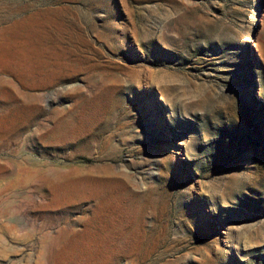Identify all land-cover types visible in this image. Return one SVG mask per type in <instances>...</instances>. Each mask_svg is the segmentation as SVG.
Returning <instances> with one entry per match:
<instances>
[{
	"label": "rangeland",
	"instance_id": "1",
	"mask_svg": "<svg viewBox=\"0 0 264 264\" xmlns=\"http://www.w3.org/2000/svg\"><path fill=\"white\" fill-rule=\"evenodd\" d=\"M264 0H0V264H264Z\"/></svg>",
	"mask_w": 264,
	"mask_h": 264
},
{
	"label": "water",
	"instance_id": "2",
	"mask_svg": "<svg viewBox=\"0 0 264 264\" xmlns=\"http://www.w3.org/2000/svg\"><path fill=\"white\" fill-rule=\"evenodd\" d=\"M261 101H262V102H263V104H264V100H262V99H261Z\"/></svg>",
	"mask_w": 264,
	"mask_h": 264
}]
</instances>
